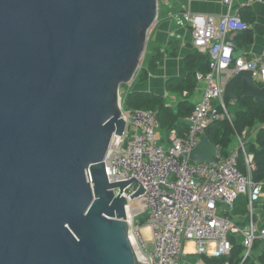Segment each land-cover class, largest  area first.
Listing matches in <instances>:
<instances>
[{
  "label": "water",
  "instance_id": "water-1",
  "mask_svg": "<svg viewBox=\"0 0 264 264\" xmlns=\"http://www.w3.org/2000/svg\"><path fill=\"white\" fill-rule=\"evenodd\" d=\"M158 0H0V264H143L104 160ZM235 56V55H234ZM236 57V56H235ZM241 83V92L235 87ZM264 102L252 71L224 98ZM206 135L190 153L214 161ZM119 189V195L114 190Z\"/></svg>",
  "mask_w": 264,
  "mask_h": 264
},
{
  "label": "built area",
  "instance_id": "built-area-1",
  "mask_svg": "<svg viewBox=\"0 0 264 264\" xmlns=\"http://www.w3.org/2000/svg\"><path fill=\"white\" fill-rule=\"evenodd\" d=\"M166 8L173 0H161ZM262 2V0H257ZM227 13L216 17L181 10L169 17L189 28L194 48L209 55V71L198 73L201 98L186 118L187 131L169 134V147L160 144V121L153 111L125 110L120 98L121 118L126 123L123 136H113L104 160L110 183L136 177L146 192L132 199L140 184L126 187L122 196L128 204L126 220L141 248L143 264H182L185 245L194 243L196 254L208 258H227L233 250L232 237L244 247L241 264L253 253L257 241H264V180L257 182L255 157L249 143L237 136V147L224 157L220 146L214 161L195 163L190 153L214 123L232 122L224 98L227 83L240 71H252L253 80L264 87V59L247 61L234 56L235 36L250 26L243 22L232 0H224ZM252 1L243 6L250 7ZM243 161V170L240 162ZM119 195L120 190H114ZM245 197V226L235 220L237 201ZM139 200L138 209L132 203ZM147 215L137 222L138 217ZM262 225V226H260ZM225 264H230L226 262Z\"/></svg>",
  "mask_w": 264,
  "mask_h": 264
},
{
  "label": "crops",
  "instance_id": "crops-1",
  "mask_svg": "<svg viewBox=\"0 0 264 264\" xmlns=\"http://www.w3.org/2000/svg\"><path fill=\"white\" fill-rule=\"evenodd\" d=\"M232 1L234 10H239L243 22L250 26L248 31L238 33L235 36L234 55L247 61L258 58L264 59V0L262 2L257 0ZM247 1H252L250 7L243 6ZM183 9L190 10L192 13L212 15L218 18L227 13L224 0H173L172 7L166 8L163 5L164 16L162 15V18H159L148 31L147 54L145 53V59L139 68V71H143V74L130 86L125 85L122 87L125 90V94L121 96L123 106L125 105V100L131 95L151 94L163 97L165 105L170 107L176 114L183 105H193L200 100V92L201 88H203L201 85L197 84V88L192 94L187 91L182 93L174 92L168 88L170 81L182 80L188 76L186 61L198 52L193 46V37L190 29L180 26L177 21L169 17V13L178 14ZM201 54L203 56L206 55ZM201 54L199 55L201 56ZM230 103H232L234 111L233 115L230 114L233 121L241 109L238 101H230ZM156 113L158 114L157 111ZM184 121L186 122V119ZM182 128H175V130L180 135H183ZM260 128L261 125L254 127L250 131L251 136L248 138L246 135L244 138L248 142H255V136ZM168 137L169 135H166L161 138L160 144L162 146L169 147ZM236 147L237 139L234 142V148ZM245 208L246 202L243 209H240L242 212L236 210L235 215V220L243 223L242 227L245 226ZM260 212L259 218L264 220V208ZM253 253V257H250L251 260L259 264L260 258L264 255V241L259 240L257 242ZM206 258L208 257L197 255L196 245L190 242L185 245V255L182 259V264H207Z\"/></svg>",
  "mask_w": 264,
  "mask_h": 264
},
{
  "label": "trees",
  "instance_id": "trees-1",
  "mask_svg": "<svg viewBox=\"0 0 264 264\" xmlns=\"http://www.w3.org/2000/svg\"><path fill=\"white\" fill-rule=\"evenodd\" d=\"M197 51V50H196ZM201 53H195L191 58L186 61V68L188 69V76L182 80H172L168 84V88L174 92L187 91L189 94L195 92L197 88L196 75L198 73L205 74L209 71V55H199ZM241 83H238L235 87V92H241ZM240 109L236 114L235 119L232 122L228 120L219 121L214 123L206 131V136L214 146L221 147V153L224 157L230 155L234 149V142L237 136L244 137L251 136L250 131L261 125L255 136V142H249L247 144V150L255 157V163L257 170L254 173V179L257 182L264 180V102H256L252 97H243L238 100ZM227 104V100L225 101ZM195 104L183 105L182 108L175 114V112L165 105L163 97L151 95V94H135L131 95L125 100V110H144L158 112V118L160 121V135L161 138L168 136L175 128H182L183 132L187 131L188 125L184 121L192 113ZM164 136V137H163ZM242 163V161H241ZM240 163V164H241ZM240 169L243 170V165H240ZM247 199L243 196L239 197L237 201V207L241 206L243 209ZM233 250L227 258H206L207 264H241L244 253V247L240 241L232 237ZM258 242V241H257ZM256 242V244H257ZM255 244V245H256ZM259 264H264V255L260 258ZM243 264H256L251 258Z\"/></svg>",
  "mask_w": 264,
  "mask_h": 264
},
{
  "label": "rangeland",
  "instance_id": "rangeland-1",
  "mask_svg": "<svg viewBox=\"0 0 264 264\" xmlns=\"http://www.w3.org/2000/svg\"><path fill=\"white\" fill-rule=\"evenodd\" d=\"M159 1V5H160V7H159V14H158V20H159V18H162L161 16L164 14V12L162 11L163 10V3H162V1L161 0H158ZM164 16V15H163ZM147 46H146V50H145V53L147 54ZM146 54H144V56H143V58H142V60H141V65H140V67L142 66V64H143V61H144V59H145V55ZM143 74V71H137V73H136V75H135V77H134V79H133V81L128 85V86H130L133 82H135V80L137 79H139V77H140V75H142ZM136 80V81H137ZM125 86V85H124ZM123 87V86H122ZM125 94V90H124V88H121V90H120V98H121V96H123ZM227 107H228V111L230 112V114L231 115H233L234 114V111H233V107H232V103H230V101H228L227 100ZM139 206H140V203H139V200H135V201H133V203H132V207H133V209H138L139 208ZM241 206H238V212H242L241 210ZM146 217H147V215H145V216H141V217H138L139 219H137V222H141L142 220H144V219H146ZM254 254V253H253ZM253 254L251 255V257H253Z\"/></svg>",
  "mask_w": 264,
  "mask_h": 264
},
{
  "label": "bare ground",
  "instance_id": "bare-ground-1",
  "mask_svg": "<svg viewBox=\"0 0 264 264\" xmlns=\"http://www.w3.org/2000/svg\"><path fill=\"white\" fill-rule=\"evenodd\" d=\"M241 163V162H240ZM243 164V161H242V163L240 164V165H242Z\"/></svg>",
  "mask_w": 264,
  "mask_h": 264
}]
</instances>
